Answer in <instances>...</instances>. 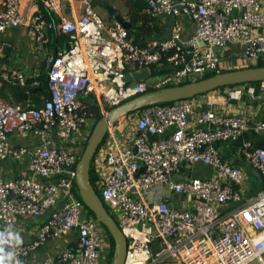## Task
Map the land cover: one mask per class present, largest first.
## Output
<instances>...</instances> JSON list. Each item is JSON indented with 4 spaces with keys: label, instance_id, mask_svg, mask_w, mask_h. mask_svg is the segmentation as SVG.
<instances>
[{
    "label": "built area",
    "instance_id": "1",
    "mask_svg": "<svg viewBox=\"0 0 264 264\" xmlns=\"http://www.w3.org/2000/svg\"><path fill=\"white\" fill-rule=\"evenodd\" d=\"M40 1L52 17L35 14L31 41L44 49L48 32L59 29L71 35L70 48L45 57L48 97L42 106L10 104L0 96V233L13 234L10 243H0V260L9 264L10 253V264H27L49 239L75 233L57 258L37 264H101L109 239L87 216L76 182L94 128L85 99L104 116L153 90L264 64V0H147L145 13L171 18L172 27L167 38L143 46L116 20L109 26L91 0L78 19L59 21L53 14L61 11L60 0ZM22 2L0 0V51L8 45L7 31L24 23ZM184 18L194 23L190 35ZM231 44L240 45L236 61L222 54ZM153 65L168 72L153 76ZM145 67L150 77L126 80L127 72ZM12 74L25 83L23 73ZM225 89L228 101L264 99V82ZM217 90L205 94L211 99ZM123 116L109 124L92 165L100 196L127 240L124 264H264V142L243 138L250 130L264 133V120L251 124L241 113L204 106L196 97ZM12 134L38 141L17 146ZM222 141L239 142V155L260 186L254 194L247 196L243 167L219 152ZM8 159L25 163L19 177L5 176ZM201 164L210 171L193 176ZM43 216L31 243L15 239L18 218Z\"/></svg>",
    "mask_w": 264,
    "mask_h": 264
},
{
    "label": "crops",
    "instance_id": "2",
    "mask_svg": "<svg viewBox=\"0 0 264 264\" xmlns=\"http://www.w3.org/2000/svg\"><path fill=\"white\" fill-rule=\"evenodd\" d=\"M91 1L109 26L113 25L115 19L111 18L107 12L100 8L99 3L103 6L105 5L103 1L108 2L115 7L119 13L129 19L128 8L124 0H120V2L117 0H102V2H100V0ZM60 2V13L53 14V17L57 21H59L61 17L75 20L84 12L85 0H60ZM40 3V0H23L21 9L24 15V23L21 27L12 28L7 31L5 41L8 45L0 51V96L10 104H21L23 106L28 104H34L36 106L43 105L45 99L48 97L45 57L49 53H61L65 51L71 38L69 33H64L59 29H55L48 32L44 49H39L33 44L28 28L33 22L35 14L43 12ZM156 20L158 30L162 32L159 35L160 38L158 37L157 39L167 38L171 32L172 19L161 16ZM182 21L186 27V35L192 34L194 31V23L186 18L182 19ZM240 51V45L231 44L227 49L222 51V54L225 58L236 61ZM13 71L23 73L25 77L24 84L12 74ZM6 72L9 73L8 77L3 76ZM34 80L39 81L37 86L33 85ZM198 99L202 101L204 106H208L212 103L214 108L219 111L241 113L249 118L251 124L259 120H264V99L258 101L244 96L242 100L228 101L226 99V89H218L211 99L206 94L197 96L196 100ZM191 118L193 120L194 115ZM243 138H251L255 140L257 144H262L264 142V133L259 134L250 130L244 134ZM11 140L17 146L33 144L38 141L34 137L23 139L16 134L11 135ZM238 146V141H222L218 143L219 152L225 160L235 165L242 166L245 171L250 170L245 160L239 156ZM24 166V162H18L12 159L3 161V170L5 176L8 178L19 177ZM209 171L210 169L208 168L207 172ZM45 219V216L39 218H18L14 224V229L19 237V241L23 244L31 243ZM75 238V233H71L69 235L49 239L29 255L27 264H37L42 260L57 258L61 251L68 244L72 243ZM0 264L4 263L0 260Z\"/></svg>",
    "mask_w": 264,
    "mask_h": 264
},
{
    "label": "water",
    "instance_id": "3",
    "mask_svg": "<svg viewBox=\"0 0 264 264\" xmlns=\"http://www.w3.org/2000/svg\"><path fill=\"white\" fill-rule=\"evenodd\" d=\"M104 7L108 15L119 22L129 32L134 30V24L130 19L124 17L115 7L110 4H105ZM3 48H5V46ZM69 48L70 44L66 46L65 51ZM215 50L218 51L221 50V48L216 47ZM151 74V69L145 67L138 71L127 72L126 80H142L150 77ZM255 82H264V65L230 69L198 80L170 85L150 91L120 106L112 108L108 114L102 116L94 125L87 145L77 163L76 182L80 197L86 207L94 213L97 221L107 227L113 237L115 243L114 264H124L127 251V240L118 222L107 209L100 194L91 181L93 158L106 137L109 124L120 116L140 110L148 105L190 99L220 88ZM90 103L93 104L94 107L99 108L98 104L94 103L92 100H90Z\"/></svg>",
    "mask_w": 264,
    "mask_h": 264
},
{
    "label": "trees",
    "instance_id": "4",
    "mask_svg": "<svg viewBox=\"0 0 264 264\" xmlns=\"http://www.w3.org/2000/svg\"><path fill=\"white\" fill-rule=\"evenodd\" d=\"M125 5L128 8V16L130 21L134 24V30H132L130 32V35L133 37L134 41L139 44V45H146L148 41H150L151 39H155L158 38L159 35L162 32H159L158 30V26H156V22L157 20L154 18H151L147 13H145V8L147 5V0H124ZM41 4V8L43 9V13L45 15V17L47 19H51V15L48 13V11L46 10V8L44 7V5L42 3ZM160 38V37H159ZM264 65L262 62L258 63L255 66H262ZM165 67V66H164ZM164 67H159L157 65H153L152 66V70H153V76H157V75H161L163 73L168 72V68H164ZM214 73H209L207 74L205 77L213 75ZM46 82H47V77H46ZM189 82V81H185L184 83ZM260 82H255L252 84H259ZM220 89H225L224 88H220ZM85 103L88 106V109L91 111V113L94 115H97V117L101 118L102 117V113H101V109L100 108H96L93 106V104H91L89 102V99H85ZM95 125V124H94ZM262 145V144H259ZM91 181L93 183V185L95 186L97 192L100 194V189L97 186V181H98V174L96 173L94 166H91ZM80 197V194H79ZM81 198V197H80ZM85 208L87 210V216L91 217L95 220L96 216L94 215L93 212H91L85 205ZM110 211V210H109ZM102 225V227L104 228L109 242L112 245V248L110 250V253L108 254L107 257V264H113L114 258H115V243L113 240L112 235L110 234L109 230L107 229V227L105 225H103L102 223H100ZM106 255V252L105 254ZM106 257V256H105Z\"/></svg>",
    "mask_w": 264,
    "mask_h": 264
},
{
    "label": "rangeland",
    "instance_id": "5",
    "mask_svg": "<svg viewBox=\"0 0 264 264\" xmlns=\"http://www.w3.org/2000/svg\"><path fill=\"white\" fill-rule=\"evenodd\" d=\"M118 2H120V0H117ZM100 2H102V0H100ZM103 4H109L108 2L106 1H103ZM99 6L100 8L107 12L105 10V5L103 6L101 3H99ZM98 11V10H97ZM121 117V116H120ZM100 120L99 117H97V115H94L92 118H91V123L92 125L96 124L98 121ZM119 121H125V117L122 116ZM84 150V149H83ZM240 156V155H239ZM241 157V156H240ZM239 157V158H240ZM208 171V166L206 165H196L193 167L192 169V174L193 176H200V175H203V173L207 172ZM246 174H247V182L245 183L247 185V188H248V191H247V196L251 195V194H254L259 188V184H258V180L256 178V175L255 173L250 169V170H246ZM112 248V245L110 244L109 242V247L106 251V255H104L102 261H101V264H107V257H108V254L110 253V250ZM106 256V257H105ZM114 264V263H113Z\"/></svg>",
    "mask_w": 264,
    "mask_h": 264
},
{
    "label": "clouds",
    "instance_id": "6",
    "mask_svg": "<svg viewBox=\"0 0 264 264\" xmlns=\"http://www.w3.org/2000/svg\"><path fill=\"white\" fill-rule=\"evenodd\" d=\"M13 234L11 232L8 233H0V243H10L11 241L8 239L9 237H12ZM15 239L18 241L19 237L16 236ZM10 256L11 254H8L9 257V264H10Z\"/></svg>",
    "mask_w": 264,
    "mask_h": 264
}]
</instances>
